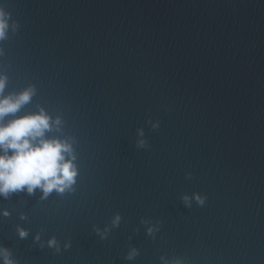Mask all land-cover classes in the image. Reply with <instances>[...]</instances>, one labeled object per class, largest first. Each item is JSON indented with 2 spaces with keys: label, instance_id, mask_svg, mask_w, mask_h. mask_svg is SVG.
<instances>
[{
  "label": "water",
  "instance_id": "1",
  "mask_svg": "<svg viewBox=\"0 0 264 264\" xmlns=\"http://www.w3.org/2000/svg\"><path fill=\"white\" fill-rule=\"evenodd\" d=\"M0 7L5 92L35 86L22 111L60 117L79 168L63 193L0 196L16 264H264V0Z\"/></svg>",
  "mask_w": 264,
  "mask_h": 264
},
{
  "label": "clouds",
  "instance_id": "2",
  "mask_svg": "<svg viewBox=\"0 0 264 264\" xmlns=\"http://www.w3.org/2000/svg\"><path fill=\"white\" fill-rule=\"evenodd\" d=\"M10 16L4 7H0V41L7 39L10 28L15 29ZM3 53L0 46V55ZM7 83V73L0 70V196L7 197L24 190L32 194L39 188L46 198L53 190L59 193L71 190L79 174L72 143L67 138L48 135L53 125L60 124V117L53 118L43 107L38 111H22L35 94V86L6 93ZM138 132L143 136V129ZM193 196L198 203L205 202V197L199 193ZM0 215H9L8 210L0 209ZM17 230L21 238L28 234L23 227ZM56 244L55 237L49 238V246ZM0 264H16L9 249L2 245ZM164 264H184V261L177 257L172 261L165 260Z\"/></svg>",
  "mask_w": 264,
  "mask_h": 264
}]
</instances>
